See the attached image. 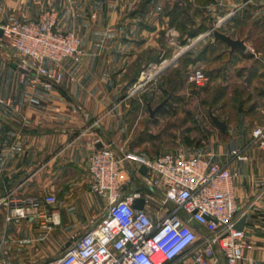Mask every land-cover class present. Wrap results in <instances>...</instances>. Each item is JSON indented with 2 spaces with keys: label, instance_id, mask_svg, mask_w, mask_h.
I'll return each instance as SVG.
<instances>
[{
  "label": "crops",
  "instance_id": "crops-1",
  "mask_svg": "<svg viewBox=\"0 0 264 264\" xmlns=\"http://www.w3.org/2000/svg\"><path fill=\"white\" fill-rule=\"evenodd\" d=\"M162 1L117 0L101 4L104 15L99 24L103 28L115 26V35H97L88 42L94 47L87 46L83 63L73 67L69 61L64 62L62 81L50 88L33 73L24 71L13 50L0 40V97L10 101L0 103V262L48 264L63 254L74 237L100 221L105 199L90 188L87 158L98 143L119 147L116 139L124 128L119 125L124 119L119 93L130 67L136 66L139 51L156 47L146 39L155 23L145 24L146 20L151 22L154 12L163 10ZM207 6L217 24L231 30L234 24L247 26L258 38L264 36V0H214ZM137 11L142 16V27H138V16H134ZM226 35L238 38L233 33ZM259 50L264 54V45ZM152 64L151 61L148 66ZM219 132L210 135L205 146L192 147L190 154L209 152L215 162L236 173L232 183L238 208L246 216V239L255 242L253 248L244 251L238 264H264V230H248L252 214L259 206L264 208V154L240 133L233 134L228 128ZM233 148L246 159L238 161L231 153ZM113 151L116 155L139 154L135 150ZM162 151L140 155L153 157ZM134 167L127 164L121 169L119 183L133 181L131 176L140 179ZM46 194L56 198L55 204L43 208L49 228L42 227L43 217L27 215L6 220L19 201ZM148 212L154 214L151 206ZM190 225L199 233L194 247H202L207 231L195 223ZM165 264H192V259L186 252ZM208 264L226 262L217 253Z\"/></svg>",
  "mask_w": 264,
  "mask_h": 264
},
{
  "label": "built area",
  "instance_id": "built-area-1",
  "mask_svg": "<svg viewBox=\"0 0 264 264\" xmlns=\"http://www.w3.org/2000/svg\"><path fill=\"white\" fill-rule=\"evenodd\" d=\"M0 28V40L13 50L17 64L46 87L61 82L64 62L83 59L80 37L59 29L54 12L32 21L11 20ZM188 79L198 86L207 81L199 69L190 72ZM0 103L10 101L0 97ZM250 136L264 154V124L254 126ZM231 153L238 161L246 159L236 148ZM127 164L135 165L134 172L158 196L160 214L148 212V195L121 190L119 174ZM141 165L147 168L144 175L138 171ZM87 172L90 188L106 200V210L94 228L74 237L63 254L48 264H165L186 252L192 264H208L217 253L226 264H238L244 251L252 248L246 229L235 227L242 217L232 183L236 173L215 162L209 152L190 154L179 149L153 157L133 152L116 155L109 145H102L88 156ZM137 198H144L143 209L133 207ZM18 203L7 221L32 215L43 217L42 227L49 228L43 208L56 203L53 194L29 196ZM191 223L207 231L202 247H194L199 233Z\"/></svg>",
  "mask_w": 264,
  "mask_h": 264
},
{
  "label": "rangeland",
  "instance_id": "rangeland-1",
  "mask_svg": "<svg viewBox=\"0 0 264 264\" xmlns=\"http://www.w3.org/2000/svg\"><path fill=\"white\" fill-rule=\"evenodd\" d=\"M108 1L0 0V24L15 19L32 21L45 12H54L59 29L72 30L80 37L83 59L79 63L70 62L73 67L80 66L87 55L85 50H89L87 46L92 47L88 42L97 35L114 36L116 33L115 26L103 28L99 24L104 15L100 11L101 4L106 5ZM162 4L163 10L154 12L151 22L146 20L145 24L155 23L153 32H149L146 39L152 40L156 47L139 51L135 68L130 67L124 77L118 98L124 116L119 125L124 128L116 139L119 147L115 149L135 150L139 155L153 150L165 153L181 149L190 153L189 150L208 144L210 135L220 134L209 111L226 122V129L233 134H242L257 148L250 132L254 126L264 124V54L259 50L264 45V36L258 38L247 26L234 24L231 30L225 24H217L208 4H194L192 0H164ZM181 11L188 16L187 20ZM134 16H138V27H142L139 11ZM200 24V33L189 37L188 34ZM214 29L244 39L246 50L233 51V61L229 62L230 47L214 38ZM151 61L154 64L148 66ZM63 66L62 74H65ZM195 69L201 70L207 78L202 86L188 79ZM69 79L72 81V76ZM165 99L167 102L161 112L151 116L148 105L154 108ZM131 178L133 181L119 183L121 190L148 195L153 212L160 214L159 198L150 192L147 180ZM236 205L238 208L237 202ZM261 208L259 206L252 214L250 233L264 230V208ZM242 211L238 208V214L243 215Z\"/></svg>",
  "mask_w": 264,
  "mask_h": 264
},
{
  "label": "water",
  "instance_id": "water-1",
  "mask_svg": "<svg viewBox=\"0 0 264 264\" xmlns=\"http://www.w3.org/2000/svg\"><path fill=\"white\" fill-rule=\"evenodd\" d=\"M213 36L216 40H222L223 42H225L226 45H228L230 47V52H233L235 50H241V51H245L246 50V45L244 44V41L242 39H234V38H231L230 36L222 33V32H219L217 31L216 29L213 30ZM0 37H2V29L0 28ZM11 66L13 67H17L16 63H11ZM167 100H163L160 104H158L157 106H155L154 108H151L150 105H148V110L150 112V115L153 116L157 110L163 106L165 104ZM209 115H210V118L212 120V122L216 125L217 128H219V130L221 132L225 131V128H226V124L224 121H221L219 120L216 116H214L211 111H209ZM96 147L97 148H100L101 147V143H98L96 144ZM138 171L141 173V174H146L147 172V168L145 165H141L138 169ZM151 190V188H149ZM133 207L136 208V209H143L144 207V198H137L135 199L134 203H133ZM245 219H246V216L243 215L236 223L235 227L237 229H243L244 227V224H245ZM185 220L188 221L189 220V215H186L185 216ZM69 244H67L68 246Z\"/></svg>",
  "mask_w": 264,
  "mask_h": 264
},
{
  "label": "trees",
  "instance_id": "trees-1",
  "mask_svg": "<svg viewBox=\"0 0 264 264\" xmlns=\"http://www.w3.org/2000/svg\"><path fill=\"white\" fill-rule=\"evenodd\" d=\"M212 1H214V0H195V3L196 4H199V5H207L208 3H210V2H212ZM179 6V3H177V7ZM184 10V9H183ZM183 11H181L180 13L182 14V17L184 18V19H188V16H185V13L183 12ZM200 26H201V24L200 25H198L197 27H196V29H194L193 31H191L189 34H188V36L189 37H194V36H196L197 34H199L200 33V31H199V29H200ZM217 41H220V42H222V43H224L225 44V42H223L222 40H217ZM236 52V51H235ZM231 61H233V57H232V54L229 56V62H231ZM166 104V103H165ZM165 104L161 107V108H159L157 111L159 112H161V110L164 108V106H165Z\"/></svg>",
  "mask_w": 264,
  "mask_h": 264
},
{
  "label": "flooded vegetation",
  "instance_id": "flooded-vegetation-1",
  "mask_svg": "<svg viewBox=\"0 0 264 264\" xmlns=\"http://www.w3.org/2000/svg\"><path fill=\"white\" fill-rule=\"evenodd\" d=\"M166 102H167V101H166ZM166 102H165V103H166ZM161 107H162V106H161ZM161 107H160V108H161Z\"/></svg>",
  "mask_w": 264,
  "mask_h": 264
}]
</instances>
